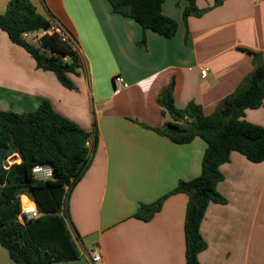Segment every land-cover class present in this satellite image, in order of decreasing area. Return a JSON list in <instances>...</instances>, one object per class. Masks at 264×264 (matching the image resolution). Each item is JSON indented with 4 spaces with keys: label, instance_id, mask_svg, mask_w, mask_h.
I'll return each mask as SVG.
<instances>
[{
    "label": "crops",
    "instance_id": "0c3cea01",
    "mask_svg": "<svg viewBox=\"0 0 264 264\" xmlns=\"http://www.w3.org/2000/svg\"><path fill=\"white\" fill-rule=\"evenodd\" d=\"M9 1L0 0V14ZM31 1L74 41L82 61L79 75L70 74L77 90L38 69L32 56L0 31V110L30 112L48 100L60 114L98 131L92 164L68 201L81 256L50 264H92L93 250L104 264H187L186 194L168 197L150 221L134 216L141 204L198 177L207 147L201 138L177 144L156 132L170 121L157 99L174 81L177 108L193 101L205 115L215 111L253 71L249 51L264 61V0H223L217 7L215 0H198L199 8H212L187 24L188 2L165 0L164 15L178 23L172 38L114 13L109 0ZM201 67L209 70L205 78ZM118 76L126 86L116 82ZM246 119L264 126V106L247 109ZM221 171L225 178L218 191L227 203L208 206L201 224L208 247L199 261L264 264V162L252 163L234 151ZM0 264H15L1 244Z\"/></svg>",
    "mask_w": 264,
    "mask_h": 264
},
{
    "label": "trees",
    "instance_id": "16d2710c",
    "mask_svg": "<svg viewBox=\"0 0 264 264\" xmlns=\"http://www.w3.org/2000/svg\"><path fill=\"white\" fill-rule=\"evenodd\" d=\"M164 1L109 0L114 13L133 18L144 31L172 38L178 23L164 15ZM185 1L188 2L183 11L185 24L189 17H201L223 3L215 0L211 8L201 9L198 0ZM50 27L51 22L31 0H10L6 11L0 14V31H5L13 43L30 54L38 69L53 72L65 88L77 90L70 74L79 75L82 61L72 46L63 42L57 33L42 36L40 47L28 43L23 36L47 31ZM145 42L144 36L139 45ZM249 53L253 55V71L211 114L205 115L201 105L193 101L184 109L177 108L174 81L157 99L170 121L162 128H154L156 132L177 144L201 138L207 147L198 177L181 180L172 192L154 203L141 204L134 216L150 221L168 197L186 194L187 264H201L198 255L208 247L201 233L208 206L227 203L218 191L219 183L225 178L221 166L231 161L234 151L252 163L264 162V126L246 119L247 109L264 106V61L260 53ZM95 127L92 131L83 128L57 112L48 100L30 112L0 110V244L15 264H50L80 258L69 225L68 201L94 159L98 146ZM14 157L16 160L10 161ZM37 165L50 166L53 178L38 179L33 173ZM23 208L37 210L38 215L29 217Z\"/></svg>",
    "mask_w": 264,
    "mask_h": 264
},
{
    "label": "built area",
    "instance_id": "2783aa9c",
    "mask_svg": "<svg viewBox=\"0 0 264 264\" xmlns=\"http://www.w3.org/2000/svg\"><path fill=\"white\" fill-rule=\"evenodd\" d=\"M43 33L42 36H44L45 34L49 33H57L58 35H60L61 39L63 42H66L68 44H70L72 46V49L74 51H76L78 54V50L76 49L75 45H74V41L72 40V38L67 34V32L64 30V28L62 27V25H60V23L57 22H51V27L49 30L41 32ZM36 35V33H31V34H24V38L27 40L28 38L32 37ZM38 39H41L42 36L38 35ZM65 60H68V57L64 58ZM208 68L206 67H201L200 68V74L202 78H205L208 76ZM116 82L121 85V86H126L125 80L123 79V77L118 76L116 78ZM33 173L34 175L41 180H48V179H52L53 178V170L50 166H43V165H37L33 168ZM25 213L29 216V217H34L37 216V210L35 211H31L28 212L27 210L25 211ZM91 262L92 264H104V259L103 256L97 251V250H93L91 253Z\"/></svg>",
    "mask_w": 264,
    "mask_h": 264
},
{
    "label": "rangeland",
    "instance_id": "374dc122",
    "mask_svg": "<svg viewBox=\"0 0 264 264\" xmlns=\"http://www.w3.org/2000/svg\"><path fill=\"white\" fill-rule=\"evenodd\" d=\"M38 35L36 34V35H34V36H32V37H30L28 40H27V42L28 43H30V44H32V45H34V46H36V47H40V39H38ZM30 40V41H29ZM27 196V195H26ZM28 198H29V196H27ZM31 199V198H30ZM21 201H22V198H21ZM31 201V200H30ZM29 201V202H30ZM23 212L25 213V211H24V208H23ZM26 214V213H25Z\"/></svg>",
    "mask_w": 264,
    "mask_h": 264
},
{
    "label": "water",
    "instance_id": "95a60500",
    "mask_svg": "<svg viewBox=\"0 0 264 264\" xmlns=\"http://www.w3.org/2000/svg\"><path fill=\"white\" fill-rule=\"evenodd\" d=\"M16 160V157H14L13 159H11L10 161ZM24 216H22V220H23Z\"/></svg>",
    "mask_w": 264,
    "mask_h": 264
},
{
    "label": "bare ground",
    "instance_id": "6f19581e",
    "mask_svg": "<svg viewBox=\"0 0 264 264\" xmlns=\"http://www.w3.org/2000/svg\"><path fill=\"white\" fill-rule=\"evenodd\" d=\"M28 212H31V211H28Z\"/></svg>",
    "mask_w": 264,
    "mask_h": 264
}]
</instances>
